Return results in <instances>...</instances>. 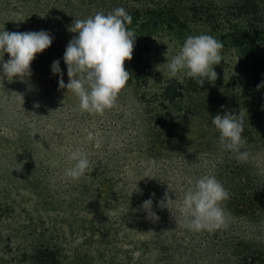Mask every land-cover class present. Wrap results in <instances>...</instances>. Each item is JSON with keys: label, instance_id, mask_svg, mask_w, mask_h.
Returning <instances> with one entry per match:
<instances>
[{"label": "trees", "instance_id": "1", "mask_svg": "<svg viewBox=\"0 0 264 264\" xmlns=\"http://www.w3.org/2000/svg\"><path fill=\"white\" fill-rule=\"evenodd\" d=\"M14 4L20 15L15 31L45 30L53 42L36 55L27 82L15 78L1 82L8 95L18 93L24 98L28 93L32 99H25L19 108L14 134L4 135L0 128V143H3L0 157L5 160L0 164V178L10 181L18 177L12 173V165L23 164L26 168L31 164L20 175L30 185L35 153L40 149L38 143L47 142V125L65 122L64 109L68 115L77 109V122L86 123L90 118L89 113H80L78 98L70 90L59 87L60 77L51 72V65L54 60H60L67 84L63 55L75 35L68 30L74 19L123 7L132 17L128 27L136 34L132 59L126 60L124 67L130 73L127 85L136 92L140 111L121 128L101 121L99 135L94 133V136L103 138V142L115 133L123 142L133 137V152L174 170L182 178L183 195L199 177L214 175L230 193L221 205L229 215L226 226L212 231H191L175 225L174 220H167L165 225L158 220L153 222L144 211L133 212L150 196L139 205H135V197L116 196L113 179L104 167L95 169L90 164L84 177L97 186L92 201L87 196L83 209L81 245L101 255L102 264H125L111 252L110 245L119 233L131 229L147 232L157 226L165 231H157L142 241L141 257L134 259L130 250L129 264H264V87L257 88L264 81V0H14ZM6 6L10 7L11 3ZM6 29L10 32L11 28L7 25ZM199 34H209L223 42L222 56L229 54L232 58L236 76L217 73L214 82L206 81L200 86L192 78H169L168 73L164 77L156 75V57L161 51H166L168 45L178 49L188 35ZM7 59L9 56L5 54L4 60ZM35 103L40 106L34 108ZM225 110L243 116L242 135L246 144L241 151L250 154L246 162L238 161L234 153L219 145V132L211 119L223 115ZM4 112L1 108L0 113ZM65 185L70 189L74 186L69 182ZM77 186L90 191L86 182L76 181L74 188ZM155 203L153 200V210L158 216ZM3 225L7 229L5 233ZM7 225L0 208L1 255L6 254V249L12 250L16 238V254L28 264H82L77 260L80 246L72 257L65 249L63 261L54 245L35 238L31 231L19 233V238L11 237L13 231ZM143 255L153 259H142Z\"/></svg>", "mask_w": 264, "mask_h": 264}, {"label": "rangeland", "instance_id": "2", "mask_svg": "<svg viewBox=\"0 0 264 264\" xmlns=\"http://www.w3.org/2000/svg\"><path fill=\"white\" fill-rule=\"evenodd\" d=\"M8 2L11 3L10 7L6 6ZM15 6L14 0H0V30H3L4 27L7 30L6 27L9 25L10 32H13L14 25L16 26L20 18ZM179 50L180 48L177 49L173 45H168L166 51H161L155 62L157 76H166L168 73L167 62H170ZM214 71L225 77L230 74L236 76L237 68L229 54H226L223 56V61L214 66ZM1 82L2 80H0V110L2 108L5 112L0 113V128L3 129L4 135L10 136L14 134L16 123H18L17 112L21 109L22 103L20 100L17 101L16 93L8 95L9 92L2 88ZM136 96V92L126 85L118 94L113 108L106 109L103 114H90L91 116L89 115L90 118L86 119V123L76 121L77 109L69 115L64 109L62 115H65L66 121L62 123L52 122L47 125V142L38 143L40 149H37L35 153V162L32 167L33 177L30 185L20 175L25 174L27 167L31 164H28L26 168L23 164L12 165L10 169L18 177L10 181L0 178V208L9 223L7 225L8 230L13 231L11 237L15 235L19 238V233L31 231L35 238L44 239L54 245L63 261H65L66 249L71 257L78 251L77 260L82 264H102L101 255L88 246L81 245L83 241L81 237L83 209L86 207L85 203L92 201L97 183H91L84 176L79 180H72L64 174L65 169L72 164L68 156L76 148L87 152L95 169H101L100 166L104 167V171L113 179V193L116 196L127 199L135 197L134 203L139 205L143 198L154 193L153 200L156 202V206L157 202L164 199V194L167 192L173 201L163 208L156 206L158 208V221L164 225L167 220L168 222L175 221L182 213L183 202L181 200L184 195L180 193L183 180L177 176L174 170H167L163 165H159L157 170L149 174V178L145 177L149 161L137 152H133L135 149L132 145L133 137L126 138L125 142H123L122 137L115 135L116 133L106 139L105 142H103V138L96 137L100 141L99 145L87 140L88 132L99 135L101 121L105 125L117 124L118 128H121L127 120L134 119L135 113L140 111ZM25 99L32 98L27 93L24 102ZM80 113L88 115L81 110ZM3 118L6 119L3 120ZM3 123L7 124L3 125ZM2 144L1 142L0 146ZM7 145L5 152L8 151ZM4 163V158L0 157V164L3 165ZM76 181L83 184L86 182V189L90 191L85 192L78 186L74 188ZM68 182L74 185L71 189L65 185ZM87 196H90L88 201ZM9 201H13V204ZM3 226L2 231L5 233L7 229L5 225ZM168 227L171 228L172 223ZM157 231L163 233L165 230L162 229L161 231L155 226L147 232L132 229L121 232L110 245L111 252L116 259H122L125 264H129V251H132L134 259L141 257L140 244L142 241L153 237ZM14 239L12 250L6 249V254H2L3 256L0 254V258H2L0 264H28L23 259L18 258L16 254L18 242L16 238ZM97 240H101V238H97ZM78 247L79 249L76 251ZM0 251L3 253L2 249ZM142 259L151 261L153 257L143 255Z\"/></svg>", "mask_w": 264, "mask_h": 264}, {"label": "clouds", "instance_id": "3", "mask_svg": "<svg viewBox=\"0 0 264 264\" xmlns=\"http://www.w3.org/2000/svg\"><path fill=\"white\" fill-rule=\"evenodd\" d=\"M131 23V15L123 7H117L108 13L101 10L87 18L74 19L68 29L75 35L68 42L63 55L69 78L67 84L63 80L60 60L52 62L51 72L60 77L58 85L61 89L70 90L78 98L82 112L103 114L106 109L113 108L118 94L128 84L130 73L125 69L124 62L132 59L136 38L134 30L128 27ZM52 42L53 37L45 30L9 32L4 27L0 30V80L6 78L13 81L15 78L27 82L32 75L31 63ZM223 47V42L212 35H188L179 52L167 62L169 78H192L200 86L206 81L214 82L217 79L214 66L223 61ZM5 54L9 56L6 61ZM262 87L264 81L257 85L258 89ZM16 97L23 105V95L16 93ZM39 106V103L33 105L34 108ZM211 123L219 132L220 147L234 153L238 161L246 162L250 154L241 151L246 144V137L242 135L245 121L241 113L225 110L223 115H215ZM87 140L95 141L97 145L100 143L92 132H88ZM68 159L72 164L65 169V176L79 180L91 164L87 152L76 148L70 152ZM158 168L159 164L150 160L145 177L149 178V174ZM154 195L151 194L133 212L142 210L147 219L157 221L159 217L153 210ZM229 196L228 190L214 175L205 174L185 192L183 215L177 217L175 222L195 232L224 227L229 214L221 205ZM171 201L166 192L164 199L156 206L163 208Z\"/></svg>", "mask_w": 264, "mask_h": 264}]
</instances>
